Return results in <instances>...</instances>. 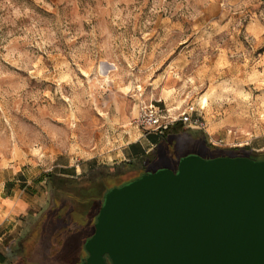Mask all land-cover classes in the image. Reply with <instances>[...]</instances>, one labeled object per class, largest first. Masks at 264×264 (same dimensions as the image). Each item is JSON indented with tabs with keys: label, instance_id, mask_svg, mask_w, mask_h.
I'll return each mask as SVG.
<instances>
[{
	"label": "rangeland",
	"instance_id": "obj_1",
	"mask_svg": "<svg viewBox=\"0 0 264 264\" xmlns=\"http://www.w3.org/2000/svg\"><path fill=\"white\" fill-rule=\"evenodd\" d=\"M138 101L194 106L182 156L201 155L200 131L227 154L264 155V0H0V189L21 184L36 211L0 246L6 264L85 255L98 204L64 195L55 209L46 174L95 181L127 161L126 141L151 149Z\"/></svg>",
	"mask_w": 264,
	"mask_h": 264
},
{
	"label": "water",
	"instance_id": "obj_2",
	"mask_svg": "<svg viewBox=\"0 0 264 264\" xmlns=\"http://www.w3.org/2000/svg\"><path fill=\"white\" fill-rule=\"evenodd\" d=\"M84 248L86 264H264V157L187 154L111 188Z\"/></svg>",
	"mask_w": 264,
	"mask_h": 264
},
{
	"label": "trees",
	"instance_id": "obj_3",
	"mask_svg": "<svg viewBox=\"0 0 264 264\" xmlns=\"http://www.w3.org/2000/svg\"><path fill=\"white\" fill-rule=\"evenodd\" d=\"M183 127L184 126L181 121H176L170 125L161 136H158L151 149L143 152L135 159L123 161L114 166L112 169L108 165L100 166L98 169L99 177L95 176V181H93V177L88 178L87 180H80L74 176H64L48 172L46 174V182L49 184L53 200L58 201L55 209L59 210L60 208L62 209L63 206L67 205L66 203H62L63 196L66 195L74 201L72 204L86 206L95 203L98 204L97 207L99 210V207L103 202L104 194L111 188L123 185L149 171H155L159 168L158 165L160 164H164L166 167L172 166V168H176L178 160L182 156L178 154L179 149L177 147V135L185 131L183 130ZM190 133L191 132L188 134L190 135ZM170 134H174L176 136L167 138ZM193 138L197 144L196 150L205 154V156L214 157L217 155L227 154L224 152L225 150L215 148L208 143L207 139H205V134L201 131L194 135ZM245 149V146L234 148L233 154L249 156V154L244 151ZM69 206L71 205H68V207ZM27 214L35 215L36 211L30 209ZM24 239L26 240L27 237ZM9 240H11V238L7 237L3 242L7 243ZM20 251L22 252L23 257L27 256V251L24 249V246H21Z\"/></svg>",
	"mask_w": 264,
	"mask_h": 264
},
{
	"label": "crops",
	"instance_id": "obj_4",
	"mask_svg": "<svg viewBox=\"0 0 264 264\" xmlns=\"http://www.w3.org/2000/svg\"><path fill=\"white\" fill-rule=\"evenodd\" d=\"M148 134L149 136L145 137L147 143L154 145L157 137L152 136V133ZM145 145L144 142H137L136 140L126 141L123 148L128 157H123L122 159L130 160L148 151L150 147L145 148ZM15 180L19 181V179ZM33 203V196L21 188V184L10 181L7 184H3L0 189V208L5 210L7 215H4V217L0 215V246L5 244L3 242L4 238L13 236L14 229H19L18 227L21 226L24 215L31 209ZM6 262L5 253L0 248V264H6Z\"/></svg>",
	"mask_w": 264,
	"mask_h": 264
},
{
	"label": "built area",
	"instance_id": "obj_5",
	"mask_svg": "<svg viewBox=\"0 0 264 264\" xmlns=\"http://www.w3.org/2000/svg\"><path fill=\"white\" fill-rule=\"evenodd\" d=\"M199 119L192 104L186 105L177 114H174L162 108L157 102L138 101L134 122L137 127L145 130V134H162L176 121H181L186 127L192 129L199 128Z\"/></svg>",
	"mask_w": 264,
	"mask_h": 264
},
{
	"label": "flooded vegetation",
	"instance_id": "obj_6",
	"mask_svg": "<svg viewBox=\"0 0 264 264\" xmlns=\"http://www.w3.org/2000/svg\"><path fill=\"white\" fill-rule=\"evenodd\" d=\"M201 155H203L204 157H206V158H208V156H205V154H203V153H200ZM225 155H231V156H237V155H235V154H233V153H229V154H225ZM218 156V155H217ZM250 156V155H249ZM251 157V156H250ZM253 157H255V156H253ZM261 158L262 157H264V155L263 156H260ZM167 167H171L172 168V166H167ZM174 168V167H173ZM94 221H96V217H95V220ZM93 231H94V225H93ZM93 231H92V233H93ZM92 234H90V236H91ZM89 236V237H90ZM88 237V238H89ZM87 238V239H88ZM87 239H85L83 242H81V244H80V246H81V248L83 249V251L85 252V255L84 256H80V257H78V259H77V263L76 264H86L84 261H85V259H86V256H87V252H86V250H85V248H84V243H85V241L87 240ZM105 264H110V262L107 260V262L105 263Z\"/></svg>",
	"mask_w": 264,
	"mask_h": 264
}]
</instances>
